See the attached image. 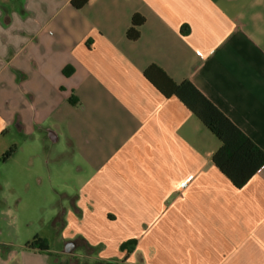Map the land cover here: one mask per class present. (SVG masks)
Returning <instances> with one entry per match:
<instances>
[{
    "label": "crops",
    "instance_id": "0c3cea01",
    "mask_svg": "<svg viewBox=\"0 0 264 264\" xmlns=\"http://www.w3.org/2000/svg\"><path fill=\"white\" fill-rule=\"evenodd\" d=\"M71 1L0 0V154L13 128L64 134L86 177L56 210L64 249L0 229V264H264V166L235 187L220 141L144 75L189 79L264 150V0Z\"/></svg>",
    "mask_w": 264,
    "mask_h": 264
},
{
    "label": "rangeland",
    "instance_id": "374dc122",
    "mask_svg": "<svg viewBox=\"0 0 264 264\" xmlns=\"http://www.w3.org/2000/svg\"><path fill=\"white\" fill-rule=\"evenodd\" d=\"M59 138V142L49 143L46 149L38 131L23 135L13 128L6 136V148L0 154L4 197L0 207L11 209L18 223L9 226V217L2 216L3 238L15 235L21 244L40 239L50 248L64 249L63 240L56 234V210H73L74 196L86 177L79 174V162L73 159L66 136L60 134ZM11 148L17 151L5 161L3 155Z\"/></svg>",
    "mask_w": 264,
    "mask_h": 264
},
{
    "label": "trees",
    "instance_id": "16d2710c",
    "mask_svg": "<svg viewBox=\"0 0 264 264\" xmlns=\"http://www.w3.org/2000/svg\"><path fill=\"white\" fill-rule=\"evenodd\" d=\"M88 1L72 0L71 5L81 9ZM138 17L140 16H133L132 27L127 32V36L133 40L139 38L140 33L137 28L145 21L144 18L138 19ZM144 75L163 96L177 97L220 141L221 146L214 153L212 161L235 187L245 186L264 166V150L259 148L189 79L177 83L157 64H151ZM15 151V148H11L4 155V160L10 158ZM25 248L45 252L46 244L38 239L27 243Z\"/></svg>",
    "mask_w": 264,
    "mask_h": 264
},
{
    "label": "water",
    "instance_id": "95a60500",
    "mask_svg": "<svg viewBox=\"0 0 264 264\" xmlns=\"http://www.w3.org/2000/svg\"><path fill=\"white\" fill-rule=\"evenodd\" d=\"M49 138L51 139L52 142H57V135L52 132V131H49ZM77 246V243L75 241H70L68 242L66 245H65V252L70 254L72 253L75 248Z\"/></svg>",
    "mask_w": 264,
    "mask_h": 264
},
{
    "label": "clouds",
    "instance_id": "9594fccd",
    "mask_svg": "<svg viewBox=\"0 0 264 264\" xmlns=\"http://www.w3.org/2000/svg\"><path fill=\"white\" fill-rule=\"evenodd\" d=\"M2 125H3V122L0 121V130H2ZM5 215L9 217V220H8L9 226L17 225L18 217H16L15 213L11 209L6 211Z\"/></svg>",
    "mask_w": 264,
    "mask_h": 264
}]
</instances>
